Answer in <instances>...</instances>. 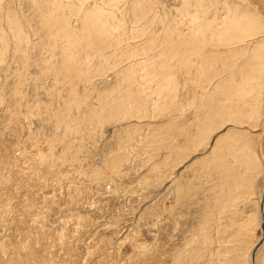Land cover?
Instances as JSON below:
<instances>
[{
    "label": "rangeland",
    "instance_id": "obj_1",
    "mask_svg": "<svg viewBox=\"0 0 264 264\" xmlns=\"http://www.w3.org/2000/svg\"><path fill=\"white\" fill-rule=\"evenodd\" d=\"M0 28V264H252L264 0H0Z\"/></svg>",
    "mask_w": 264,
    "mask_h": 264
},
{
    "label": "bare ground",
    "instance_id": "obj_2",
    "mask_svg": "<svg viewBox=\"0 0 264 264\" xmlns=\"http://www.w3.org/2000/svg\"><path fill=\"white\" fill-rule=\"evenodd\" d=\"M51 3H52V2H51ZM60 3H61V2H60ZM56 5L59 6L58 4H56ZM61 5H62V4H61ZM64 5H65V4H64ZM54 6H55V5L53 4L52 7H54ZM57 6H55V8H56ZM64 7H65V6H64ZM57 8H58V7H57ZM48 9H49V8H48ZM52 9H53V8H52ZM49 10H50V9H49ZM94 10H95V9H94ZM96 10H97V8H96ZM40 11H41V10H40ZM45 11H46V10H45ZM63 11H64V10H63V8H62V12H63ZM92 11H93V10H92ZM92 11H91V12H92ZM43 12H44V10H43ZM46 12H47V11H46ZM53 12H54V11L52 10V14H53ZM56 12L59 13L60 10H57V11L55 10L54 13L56 14ZM91 12H90V13H91ZM93 12H94V11H93ZM135 12H136V11H135ZM95 13L98 14L99 12L97 11V12H95ZM137 13H138V12H137ZM44 14H45V12H44ZM49 14H50V18L54 15V14H53V15L51 16V13H49ZM49 14L47 13V15H46V14H45V15L48 16ZM60 14H61V13H60ZM63 14L65 15V13H63ZM87 14H88V13H87ZM91 14H92V13H91ZM91 14H90V15H91ZM42 15H43V14H42ZM90 15H87V16H90ZM62 16H63V15H62ZM65 16H66V15H65ZM95 16H96V14H95ZM95 16H94V18H95ZM41 17H42V16H41ZM55 17H56V16H55ZM55 17H53L52 19H54ZM58 17H59V15H58ZM58 17L55 18V21H56V19H57ZM253 17H254V16H253ZM42 18H43V17H42ZM48 18H49V16H48ZM50 18H49V19H50ZM88 18H89V17H88ZM88 18H87V19H88ZM104 18H106V17H104ZM249 18H250V17H249ZM249 18H245V20H246V19H249ZM62 19H63V18H58V19H57V23H58L60 20H62ZM92 19H93V18H92ZM252 19H253V18H252ZM15 20H16V19H15ZM17 20H18V19H17ZM58 20H59V21H58ZM63 20H64V19H63ZM74 20H75V19H74ZM90 20H91V18H90ZM96 20H98V19H96ZM13 21H14V19H13ZM43 21L48 22V21H50V20H47V18H46V20L43 19ZM51 21H52V20H51ZM53 21H54V20H53ZM53 21H52V22H53ZM66 21H68V20H66ZM84 21H85V19H84ZM86 21H87V20H86ZM86 21H85V22H86ZM92 21H93V20H92ZM105 21H106V20H105ZM11 22H12V21H11ZM11 22H10V23H11ZM14 22H15L16 24L18 23V22H16V21H14ZM14 22H13V23H14ZM46 22H44V23H46ZM85 22H84V23H85ZM93 22H94V21H93ZM96 22H97V21H96ZM49 23H50V22H48V25H50ZM55 23H56V22H55ZM55 23H54V25L56 26ZM61 23H62V22H61ZM86 23H87V22H86ZM97 23H98V22H97ZM97 23H96V24H97ZM213 23H214V22H213ZM246 23H247V22H246ZM256 23H257V22H256ZM11 24H12V23H11ZM59 24H60V23H59ZM59 24H57V26H59ZM62 24H64V26H65V25H66V22H65V23H62ZM62 24H61V25H62ZM89 24H90V23H89ZM96 24H95V28L97 27ZM107 24H108V23H107ZM9 25H10V24H9ZM18 25H19V24H18ZM51 25H52V24H51ZM54 25H53V26H54ZM103 25H105V24H103ZM212 25H213V24H212ZM12 26H13V25H12ZM57 26H56V27H57ZM62 26H63V25H62ZM64 26H63V27H64ZM67 26L69 27L70 24L68 23ZM92 26H93V25H92ZM105 26H106V25H105ZM107 26H108V25H107ZM214 26H215V25H214ZM253 26H254V25H253ZM13 27H16V26H13ZM47 27H48V26H47ZM50 27L52 28V26H49V28H50ZM63 27H62V28H63ZM65 27H66V26H65ZM65 27H64V28H65ZM70 27H71V26H70ZM70 27H69V28H70ZM108 27L111 28L110 25H109ZM177 27H178V26H177ZM17 28H18V27H17ZM17 28H16V29H17ZM53 28H54V27H53ZM53 28H52V30H53ZM57 28H58V27H57ZM57 28H56V29H57ZM88 28H89V25H88ZM102 28H103V27H101L100 30H102ZM54 29H55V28H54ZM56 29H55V30H56ZM60 29H61V26H60V28H58V30H56V31L54 30V31L57 32V31H60ZM71 29H72V28H71ZM80 29H81V28H80ZM92 29H93V28H92ZM198 29H199V28H198ZM0 30H1V28H0ZM17 30H19V29H17ZM48 30H49V29H48ZM50 30H51V29H50ZM62 30H64V29H62ZM62 30H61V33L63 34ZM72 30H73V29H72ZM72 30H71V31H72ZM95 30H96V29H95ZM104 30H107V28H106V29H103V31H104ZM109 30H110V29H109ZM112 30H113V29H112ZM199 30H200V29H199ZM238 30H240V29H238ZM245 30H246V29H245ZM14 32H17V31H14ZM19 32H20V31H19ZM46 32H47V31H46ZM69 32H70V30H69ZM69 32H67V33H69ZM74 32H75V31H74ZM74 32H73V34H72V32H70V33L72 34V36H70V37L73 38V36H74ZM96 32H97V31H96ZM202 32H204V31H202ZM1 33H2V32H1ZM53 33H54V32H53ZM57 33L60 35L59 32H57ZM70 33H69V34H70ZM80 33L82 34V32H80ZM94 33H95V32H94ZM227 33H228V32H227ZM230 33H231V32H230ZM245 33H246V32H245ZM47 34H48V33H47ZM47 34H46V35H47ZM49 34H50V33H49ZM62 34L60 35V36H61L60 38H64V39H68V40H71V39H72V38L69 37L68 34H66V35H67L69 38H66L67 36L65 37V36H64L65 34L62 36ZM71 34H70V35H71ZM90 34H91V33H90ZM100 34H101V32H100ZM231 34H232V33H231ZM243 34H244V33H243ZM17 35H18V34H17ZM51 35H52V34H51ZM79 35H80V34H79ZM86 35H87V34H86ZM88 35H89V34H88ZM94 35H96V39H97V37H98L97 34H94ZM107 35H108V34H107ZM18 36H21V33H20V35H18ZM47 36H48V35H47ZM75 36H76V33H75ZM82 36H83V35H82ZM82 36L80 35V37H82ZM92 36H93V35H92ZM100 36H101V35H100ZM55 37H56V35H55ZM58 37H59V36H58ZM93 37H94V39H95V36H93ZM189 37H190V36H189ZM226 37H227V35H226ZM16 38H18V37H16ZM52 38H54V37H52ZM52 38H51V40H52ZM101 38H102V37H101ZM48 39H49V38H48ZM48 39H47V40H48ZM16 40H17V39H16ZM18 40H19V39H18ZM106 40H108V39H106ZM212 40H213V38H212ZM21 41H22V40H21ZM57 41H58V40H57ZM61 41H62V40H61ZM61 41H60V39H59V43H60ZM77 41H78V40H77ZM96 41H98V40H96ZM100 41H101V40H100ZM108 41H110V38H109ZM111 41H112V40H111ZM111 41H110V43H111ZM113 41H114V40H113ZM198 41H200V42H198V43H201L203 40H202V41H201V40H198ZM213 41H214V40H213ZM62 42L65 43L64 40H63ZM62 42H61V43H62ZM196 42H197V41H195V43H196ZM210 42H211V41H210ZM63 43H62V44H63ZM99 43H100V42H99ZM207 43H208V42H207ZM207 43H206V44H207ZM54 44H55V43H54ZM62 44H61V45H62ZM66 44H67V43H66ZM66 44H64V45H66ZM68 44H69V43H68ZM76 44H79V43L77 42ZM189 44H190V43H189ZM201 44H202V43H201ZM204 44H205V43H204ZM214 44H215V43H214ZM52 45H53V44H52ZM55 45H56V44H55ZM57 45H58V44H57ZM71 45H72V47H73V44H71ZM71 45L66 46V47L69 48ZM111 45H112V44H111ZM184 45H185V44H184ZM192 45H193V43H192ZM197 45H198V44H197ZM229 45H230V44H229ZM78 46H79V45H78ZM100 46L105 47L104 45H100ZM100 46H97V47L99 48ZM203 46H205V45H203ZM102 47H101V48H102ZM101 48H99V49H101ZM106 48H107V47H106ZM190 48H191V45H190ZM205 48H206V47H205ZM207 48H208V47H207ZM0 49H1V48H0ZM3 49H4V48H3ZM63 49H65V46L63 47ZM77 49H78V48H77ZM77 49H75V50L77 51ZM188 49H189V47H188ZM67 50H68V49H67ZM70 50H72V49L70 48ZM70 50H69V51H70ZM79 50H80V49H79ZM97 50H98V49H97ZM101 50H102V52H103V49H101ZM101 50H100V52H101ZM190 50H191V49H190ZM202 50H204V47H203ZM2 51H3V50H2ZM63 51H65V50H63ZM69 51H68V54H69ZM76 51L73 52V53L76 54ZM129 51H130V50H129ZM71 52H72V51H71ZM94 52H95V51H94ZM190 52H191V51H190ZM193 52H195V51L192 50L191 53H193ZM200 52L202 53L201 50H200ZM203 52H204V51H203ZM65 53H66V51H65ZM65 53L63 52L62 54L65 55ZM77 53H78V51H77ZM104 53H105V52H104ZM174 53H175V52H174ZM197 53H199V52H197ZM197 53H196V54H197ZM75 54H74V55H75ZM183 54H184V53H183ZM196 54H195V55H196ZM199 54H200V53H199ZM203 54H204V53H203ZM63 55H62V56H63ZM176 55L178 56V54H176ZM176 55H173V56H176ZM186 55H187V54H186ZM186 55H185V57H184L185 60H186ZM190 55L192 56V54H190ZM197 55H198V54H197ZM60 56H61V54H60ZM62 56H61V57H62ZM78 56H79V55H78ZM171 56H172V55H171ZM177 56H176V57H177ZM199 56H200V55H199ZM96 57H98V56H96ZM188 57H189V54H188ZM63 58H66V57L64 56ZM68 58H70V57H68ZM71 58H75V57H71ZM71 58H70V59H71ZM76 58H77V57H76ZM170 58L172 59V57H170ZM184 58H183V59H184ZM192 58H193V57H192ZM195 58H196V57H195ZM198 58H199V57H198ZM60 59H61V58H60ZM174 59H175V57L173 58V60H174ZM193 59H194V58H193ZM193 59H192V61H193ZM64 60H66V63H67L66 65H68V61H67V59H64ZM71 60H72V59H71ZM123 60H125V59H122V61H123ZM196 60H197V58H196ZM202 60H203V58H202ZM202 60H200V61L202 62ZM69 61H70V60H69ZM125 61H126V60H125ZM146 61H147V60H146ZM197 61H198V60H197ZM197 61H196V62H197ZM62 62H64V61H62ZM71 62H72V61H71ZM76 62H77V61H76ZM80 62H81V61H80ZM64 63H65V62H64ZM74 63H75V62H74ZM60 64H61V63H60ZM72 64H73V63H72ZM47 65L49 66L48 63H47ZM66 65H64V66H66ZM69 65H70V64H69ZM69 65H68V66H69ZM114 65H115V64H114ZM132 65H133V64H132ZM62 66H63V64H62ZM71 66H72V65H71ZM185 66H186V65H185ZM190 66H191V65H190ZM59 67H60V66H59ZM186 67H187V66H186ZM202 67H203V66H202ZM62 68H63V67H62ZM62 68H61V70H62ZM69 68H70V67H69ZM69 68H67V69H69ZM71 68H72V67H71ZM71 68H70V70H69L68 73L71 72ZM113 68H114V67H113ZM200 68H201V67H200ZM200 68H199V71H201ZM73 69L75 70L74 67H73ZM110 69H112V68H110ZM115 69H116V68H115ZM45 70H46V68L43 70V72L45 73L43 76H45L47 72L49 73V71H52L50 68H49V70H46L47 72H45ZM186 71H187V70H186ZM199 71H198V72H199ZM235 71H236V70H235ZM58 72H59V70H58ZM61 72H62V71H61ZM61 72H60V73H61ZM124 72H125V71H124ZM124 72H123V73H124ZM51 73H53V72H51ZM55 73H56V72H55ZM63 73H65V72H63ZM63 73H62V74H63ZM66 73H67V72H66ZM66 73H65V75H66ZM73 73H75V72H73ZM78 73L80 74V72H78ZM119 73H120V71H119ZM119 73H118V74H119ZM202 73H203V72H202ZM53 74H54V73H53ZM57 74H58V73H57ZM120 74H121V73H120ZM200 74H201V73H200ZM51 75H52V74H51ZM77 75H78V74H77ZM77 75H76V76H77ZM196 75H197V74H196ZM201 75H203V74H201ZM74 77H75V75H74ZM74 77H73V78H74ZM118 77H119V76H118ZM69 78H70V77H69ZM69 78H68V79H69ZM73 78H72V79H73ZM119 78H120V77H119ZM64 79H65V78H64ZM72 79H71V80H72ZM71 80H70V81H71ZM73 80H74V79H73ZM73 80H72V81H73ZM72 81H71V83H72ZM69 83H70V82H69ZM198 83H199V82H198ZM72 84H73V83H72ZM119 87H121V86H119ZM231 88H232V87H231ZM122 89H123V88H122ZM109 90H110V89H109ZM110 91H112V90H110ZM123 91H124V90H123ZM123 91H122V92H123ZM231 91H233V90H231ZM107 92H108V91H107ZM228 92H229V91H227L226 93H228ZM233 92H234V91H233ZM235 92H236V91H235ZM228 94H229V93H228ZM100 95H101V94H100ZM102 95L104 96V94H102ZM116 95H117V94H116ZM127 95H128V94H127ZM133 95H134V94H133ZM133 95H132V96H133ZM135 95H137V94H135ZM103 96H102V97H103ZM118 96H119V95H118ZM125 96H126V95H125ZM125 96H124V95L122 96V97H123V98H122L123 100H124ZM106 97H107V95H106ZM109 97H110V96H109ZM109 97H108V100H109ZM129 97H130V96H129ZM126 98H127V97H126ZM134 98H135V97H134ZM116 99L118 100L117 97H116ZM119 99H120V98H119ZM129 99H131V97H130ZM132 99H133V97H132ZM111 100H112V98H111ZM111 100H110V101H111ZM117 100H116V101H117ZM123 100H122V102H123ZM127 100H128V98H127ZM136 100H138V99H135V102H137ZM106 101H107V99H106ZM118 101H120V100H118ZM118 101H117V103H119ZM124 101H125V100H124ZM218 101H219V100H218ZM229 101H230V100H229ZM107 102H108V101H107ZM122 102H121V104L123 105ZM130 102H131V101H130ZM207 102H208V101H207ZM219 102L221 103L222 100H220ZM223 102H224V100H223ZM227 102H228V101H227ZM75 103H76V102H75ZM108 103H112V102H108ZM125 103H126V102H125ZM131 103L134 104V105H138V103H137V104H136V103H133V102H131ZM211 103H212V102H211ZM232 103H233V102H232ZM234 103H235V102H234ZM227 104H228V103H227ZM227 104L225 103L226 106H227ZM122 105H117V107H119V106L122 107ZM128 105H131V104H126V107H127ZM134 105H133V106H134ZM221 105L224 106V104H222V103H221ZM228 105H229V104H228ZM233 105H235V104H233ZM236 105H237V103H236ZM124 106H125V105H124ZM133 106H132V107H133ZM210 106H211V105H210ZM226 106H224V108H226ZM231 106H232V104H231ZM231 106H229V107L231 108ZM100 107H102V105H100ZM109 107H110V106H109ZM129 107H130V106H129ZM136 107H137V106H135V108H136ZM138 107H139V106H138ZM143 107H144V106H143ZM204 107H205V106H204ZM214 107H215V106H214ZM216 107H217V106H216ZM235 107H236V106H235ZM102 108H105V109H106V107H102ZM122 108H123V107H122ZM127 108H128V107H127ZM218 108H219V107H218ZM221 108H223V107H221ZM227 108H228V106H227ZM227 108H226V109H227ZM119 109H121V108H119ZM130 109H132V108H130ZM130 109L128 108V110H130ZM136 109H137V108H136ZM136 109H135V111H138V110H136ZM143 109H144V108H143ZM143 109H142V110H143ZM205 109H206V108H205ZM228 109H229V108H228ZM232 109H233V108H232ZM112 110H114V109H112ZM116 110H118V108H117ZM126 110H127V109H126ZM133 110H134V109H132V111H133ZM219 110H220V109H219ZM118 111H119V110H118ZM213 111H214V110H212V112H213ZM222 111H224V113L227 112V111L224 110V109H222ZM228 111H229V112H227V113H230V110H228ZM231 111H232V110H231ZM236 111H237V109H236ZM116 112H117V111H115V114H116ZM121 112H122V110H121ZM126 112H127V111H126ZM130 112H131V111H130ZM130 112H129V113H130ZM142 112H143V111H142ZM214 112L217 113L218 111H214ZM119 113H120V112H119ZM123 113H125V110L123 111ZM127 113H128V112H127ZM127 113H126V114H127ZM129 113H128V115H129ZM133 113H134V112H133ZM91 114H92V113H91ZM93 114H94V113H93ZM110 114H111V113H110ZM131 114H132V112L130 113V115H131ZM145 114H146V113H145ZM145 114H143V115H145ZM211 114H212V113L208 114V116H209V117L212 116ZM220 114H221V113H220ZM231 114H232V112H231ZM245 114H246V113H245ZM94 115H95V114H94ZM120 115H121V114H120ZM128 115H127V117H129V120H130L131 117H133V116H137L136 113H134L133 116H130V115L128 116ZM143 115H142V116H143ZM216 115H218V114H215V116H216ZM221 116H223V115H221ZM116 117H119V114H118V116L116 115ZM121 117H122V116H121ZM125 117H126V115H125ZM137 117H138V116H137ZM119 118H120V117H119ZM119 118H118V119H119ZM118 119L116 118V120H118ZM212 119H213V116H212ZM217 119H219L218 122H220L221 119L223 120L222 117H221V119H220L219 117H218ZM120 120H121V119H119L118 121H120ZM127 120H128V119H127ZM213 120H216V117H215ZM203 121H204V119H203ZM216 121H217V120H216ZM216 121H215V122H216ZM200 122H201V121H200ZM200 122H199V123H200ZM206 122H207V121H206ZM208 122H209V121H208ZM204 123H205V122H204ZM198 125H199V124H198ZM198 127H199V126H198ZM202 127H204V126H202ZM211 127H213V126H211ZM200 128H201V127H200ZM206 128H207V127H206ZM208 128H209V127H208ZM214 128H215V127H214ZM210 129H211V128H210ZM198 130H200V129H198ZM202 130H203V132H204V129H203V128H202ZM206 131H207V130H206ZM232 131H233V130H232ZM228 132H229V131H228ZM196 133H197V131H196ZM207 133H208V132H207ZM207 133H206V134H207ZM242 134H243V133H242ZM188 135H189V134H188ZM194 135H195V133H194ZM201 135H202V134H201ZM225 135H226V136H229L228 134H225ZM234 135H235V134H234ZM240 135H241V134H240ZM199 136H200V132L198 133V140H201V141H202V139L205 138V136L207 137V135H205V136L202 135V136L200 137V138H201V139H200ZM223 136H224V135H223ZM231 136H232V135H231ZM192 137H193V135H192ZM202 137H204V138H202ZM219 137H220V136H219ZM240 137H241V136H240ZM245 137H246V136H244V138H245ZM188 138H191V137H188ZM195 138H197V135L195 136ZM195 138H194V139H195ZM228 138H229V137H228ZM191 139H192V138H191ZM207 139H209V137H207ZM235 139H236L235 137H232V138H231V141H232V140L235 141ZM246 139H247V138H246ZM205 140H206V139H205ZM215 140H216V139H215ZM219 140H220V139H219ZM223 140H224V139H223ZM226 140H227V139H226ZM243 140H244V139H243ZM193 141H194V140H193ZM221 141H222V140H221ZM224 141H225V140H224ZM241 141H242V140H241ZM191 142H192V140H191ZM196 142H197V141H195V143H196ZM218 142H219V141H218ZM218 142H217V143H218ZM199 143H202V142H199ZM219 143H222V142H219ZM224 143L226 144V142H224ZM231 143H232V142H231ZM240 143H241V142H240ZM240 143H239V144H240ZM150 144H151V143H150ZM191 144H192V143H191ZM227 144H228V143H227ZM236 144H238V142H236ZM242 144H243V142H242ZM197 145H198V143H197ZM233 145H234V144H233ZM146 146H147V145H146ZM198 146H199V145H198ZM207 146H208V143H207ZM219 146H221V144H219ZM234 146H235V145H234ZM245 146H246V145H245ZM192 147H193V145H192ZM194 147H195V146H194ZM222 147H223V146H222ZM227 147H228V146H227ZM227 147H226V148H227ZM241 147H242V146H241ZM241 147H239V148H241ZM246 147H247V146H246ZM185 148H186V147H185ZM214 148H216V147H214V145H213V149H214ZM244 148H245V147H244ZM247 148H248V147H247ZM245 149H246V148H245ZM245 149H244V150H245ZM195 150H197V149L195 148ZM217 150H218V148H217ZM228 150H230V148H229ZM235 150H236V149H235ZM240 150H241V149H240ZM218 151H219V150H218ZM222 151H223V150H222ZM222 151H220V153L223 154L224 152H222ZM238 151H239V150H238ZM215 152H216V151H215ZM225 152H226V151H225ZM227 153H228V152H227ZM238 153H239V152H238ZM243 153H245V152H243ZM215 154H216V153H215ZM228 154H230V152H229ZM236 154H237V152H236ZM246 154H247V153H246ZM177 155H178V154H177ZM223 155H225V154H223ZM232 155H233V154H232ZM232 155H230V156H232ZM170 156H171V155H169V158H168V159H170ZM225 156H226V155H225ZM233 156H234V155H233ZM171 157H172V156H171ZM250 158H251V157H249L248 159H250ZM171 159H172V158H171ZM223 159H224V158H223ZM223 159H222V160H223ZM202 160H204V159H202ZM205 160H206V159H205ZM215 160H216V159H215ZM226 160H228V159H226ZM251 160H252V159H251ZM251 160H250V161H251ZM253 160H254V159H253ZM170 161H171V160H170ZM174 161H175V159H174ZM210 161H211V160H210ZM217 161H218V160H217ZM219 161H220V160H219ZM234 161H235V160H234ZM238 161H239V160H238ZM242 161H243V160H242ZM248 161H249V160H248ZM248 161L246 160V162H248ZM250 161L248 162V163H250L249 165L252 164ZM221 162H222V161H221ZM246 162H245V163H246ZM166 163H167V162H166ZM172 163H173V162H172ZM214 163H215V162H214ZM231 164H232V163H231ZM202 165H203V164H202ZM204 165H206V164H204ZM226 165H227V164H226ZM246 165H247V164H246ZM257 165H259V164H257V162H256V163H255V166H253V167H255V170H254L253 172H256V166H257ZM200 166H201V165H200ZM200 166H199V167H200ZM216 166H217V165H216ZM232 166H234V165H232ZM251 166H252V165H251ZM205 167H206V166H205ZM248 167H250V166H248ZM257 167H258V166H257ZM216 169H217V168H216ZM229 169H230V168H229ZM253 169H254V168H253ZM257 169H258V168H257ZM198 170H199V169H198ZM224 170H225V169H224ZM248 170H249V168H248ZM201 171H202V170H201ZM219 171H220V170H219ZM233 171H234V168H233ZM233 171H232V172H233ZM236 171H237V170H236ZM249 171H250V170H249ZM249 171H248V172H249ZM216 172H217V171H216ZM225 172H226V171H225ZM237 172H238V171H237ZM223 173H224V172H223ZM226 173H227V172H226ZM239 173H240V172H239ZM239 173H238V174H239ZM250 173H252V172H249L248 174H250ZM219 174H220V173H219ZM230 174H231V173H230ZM252 174H253V176H254V173H252ZM225 175H226V174H225ZM225 175H224V176H225ZM231 175L234 176L235 174H231ZM231 175H229V177H230ZM239 175H240V174H239ZM241 175H242V173H241ZM224 176H222V177H224ZM227 176H228V174H227ZM227 176H226V177H227ZM233 176H231V177H233ZM242 176H243L242 178L245 180L244 175H242ZM237 177H238V176H237ZM239 178H240V177H239ZM242 178H241V179H242ZM219 179H220V178H219ZM225 179H226V178H225ZM225 179H224V180H225ZM232 179H233V178H232ZM241 181H242V180H241ZM241 181H240V182H241ZM218 182H219V181H218ZM223 182H224V181H223ZM246 182H247V181H246ZM246 182H244V183L247 184L249 181H248L247 183H246ZM224 183H226V182H224ZM224 183H223V184L221 183V184H222V185H225ZM232 183H233V182H232ZM244 183L242 184V186H244ZM250 183H251V182H250ZM250 183H249V185H251ZM233 184H234V183H233ZM227 185H228V183L226 184L225 188L227 187ZM249 185H248V186H249ZM228 186H229V185H228ZM237 186H238V184H237V181H236V185H235V187H237ZM235 187H234V188H235ZM250 187H251V186H250ZM250 187H249V189H250ZM189 189H190V188H189ZM242 189H243V188H242ZM182 190H183V189H182ZM216 190H217V189H216ZM222 190H223V189H222ZM225 190H226V189H225ZM237 190H238V188H237ZM223 191H224V190H223ZM226 191H227V190H226ZM226 191H225V192H226ZM231 192H232V191H231ZM237 192L240 193L239 191H237ZM244 192H245V191H244ZM248 192H249V191H248ZM241 193H242V190H241ZM231 194H233V193H231ZM183 195H185V194H183ZM242 195H243V194H242ZM181 196H182V195H181ZM223 196H224V195H223ZM176 197H177V196H176ZM182 197H183V196H182ZM233 197H234V196H233ZM241 197H242V196H241ZM223 198H224V197H223ZM229 198H230V195H229ZM242 199H243V198H242ZM224 200H225V199H223V202H221V204L224 203ZM231 201H232V200H231ZM263 201H264V194H263V196H262L261 204H262ZM232 202H233V201H232ZM219 204H220V203H219ZM216 205H217V204H216ZM227 206H228V203H227ZM227 208H228V207H227ZM229 208H230V207H229ZM229 211H230V209H229ZM230 212H231V211H230ZM260 212H261V215H262V220H261V224H262V221L264 220V204H263V210H262V208H261V209H260ZM228 213H229V212H228ZM232 213H234V212H232ZM234 214H235V213H234ZM238 215H239V214H238ZM225 216H226V215H225ZM235 219H236V218H235ZM205 221H206V218H205ZM207 221H208V220H207ZM231 222H233V224H234L233 227H235V225H236V224L234 223L235 221H231ZM225 223H226V222H225ZM233 224H232V225H233ZM236 226H237V225H236ZM240 227H241V225H240ZM225 228H226V227H225ZM223 229H224V228H223ZM239 229H240V228H239ZM263 230H264V229H263ZM241 231H242V230H241ZM223 232H225V231H223ZM226 233H227V232H226ZM231 233H232V232H231ZM244 233H245V232H244ZM262 238H263V237H262ZM211 242H212V241H211ZM263 242H264V240H263ZM263 242H262V244H263ZM229 243H230V242H229ZM259 243H260V242H259ZM259 243H258V244H259ZM262 244H261V245H262ZM261 245H260V246H261ZM209 246H210V245H209ZM223 246H224V245H223ZM229 246H230V245H229ZM260 246H259V247H260ZM206 247H207V249H208V246H206ZM259 247H258V248H259ZM258 248H257V249H258ZM223 249H224V248H223ZM257 249H256V251H257ZM256 251H255L254 254H252V257H251V262H254V264H256V263H255V262H256ZM225 261H226V260H225ZM234 262H235V261H234ZM239 262H240V261H239Z\"/></svg>",
    "mask_w": 264,
    "mask_h": 264
},
{
    "label": "water",
    "instance_id": "obj_3",
    "mask_svg": "<svg viewBox=\"0 0 264 264\" xmlns=\"http://www.w3.org/2000/svg\"><path fill=\"white\" fill-rule=\"evenodd\" d=\"M263 204H264V201H263L262 204H261V208H262V210H263ZM262 227H263V229H264V220L262 221ZM263 240H264V235H263V238L261 239L260 243H259V244L256 246V248L254 249L253 254L255 253L256 249L262 244ZM252 264H254V262H252Z\"/></svg>",
    "mask_w": 264,
    "mask_h": 264
}]
</instances>
